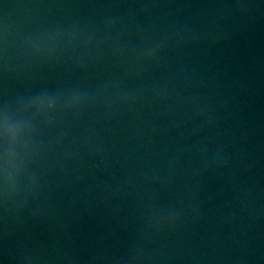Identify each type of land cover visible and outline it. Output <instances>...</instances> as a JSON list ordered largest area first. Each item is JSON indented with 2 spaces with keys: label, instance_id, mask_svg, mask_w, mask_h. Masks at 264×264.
Segmentation results:
<instances>
[{
  "label": "water",
  "instance_id": "1",
  "mask_svg": "<svg viewBox=\"0 0 264 264\" xmlns=\"http://www.w3.org/2000/svg\"><path fill=\"white\" fill-rule=\"evenodd\" d=\"M0 264H264V0H0Z\"/></svg>",
  "mask_w": 264,
  "mask_h": 264
}]
</instances>
